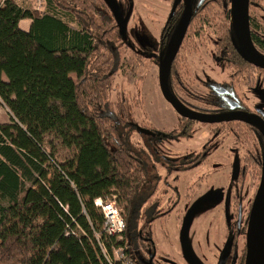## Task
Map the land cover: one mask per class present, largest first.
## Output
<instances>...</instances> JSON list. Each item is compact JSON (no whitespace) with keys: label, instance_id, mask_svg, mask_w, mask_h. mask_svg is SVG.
<instances>
[{"label":"trees","instance_id":"16d2710c","mask_svg":"<svg viewBox=\"0 0 264 264\" xmlns=\"http://www.w3.org/2000/svg\"><path fill=\"white\" fill-rule=\"evenodd\" d=\"M44 1L42 12L14 0L0 6V104L11 115L0 125V264H106L102 245L126 247L142 264L137 252L148 253L154 226L142 218L156 187L149 185L146 154L123 133L130 118L104 103L123 66L118 27L105 0ZM90 4L108 15L89 14ZM22 20H31L28 31ZM137 56L130 76L144 58ZM47 135L74 148L75 161L64 165L48 152L49 158ZM197 160L182 162L184 171ZM98 198L125 203L122 241L104 232Z\"/></svg>","mask_w":264,"mask_h":264},{"label":"rangeland","instance_id":"374dc122","mask_svg":"<svg viewBox=\"0 0 264 264\" xmlns=\"http://www.w3.org/2000/svg\"><path fill=\"white\" fill-rule=\"evenodd\" d=\"M14 1L24 10L40 12L45 10L44 0ZM135 1L136 5L141 9L140 1ZM155 1L158 5L160 3L163 4L160 7H167L166 9L159 7L161 15L158 12V15L143 16L141 11L133 12L127 30L129 39L127 40L133 43L137 50L145 53L144 58H142L144 62L140 64L138 71L130 76L132 61L138 56L127 45L122 44L118 40L124 56L123 66L113 80L108 97L104 98V103L111 111L120 114L123 118H130L129 127H124L123 133L129 137L130 142L140 154L143 152L147 156L143 157V159H146L147 162L149 185L152 186V190L156 187L153 191L154 197L149 200L148 205L156 200L165 204L170 195L173 199H176L177 195H174V192L181 193V201L177 210L170 217L154 223L153 240L148 253L146 255L140 251L137 253L142 264H189L180 246L182 244L181 230L183 221L188 217L186 213L190 207L195 206H192L194 197L199 194L201 188L204 191L207 187L208 189L204 195L196 200L194 216L188 229L190 251L198 264H232L233 262H229L230 259L226 256V249H221L222 245L228 246L230 242L225 230L224 210L222 209L225 205L226 197L230 194L233 197L235 194H232L233 188H229L231 184H228L229 181L226 177L230 173V169L218 171L223 166L231 167L233 154L228 150L231 148L228 145H233L232 136H228L225 140V145L219 148H217L218 138L215 139V136L212 135L214 126L195 124L189 132L190 136L192 135L191 138H180V140L175 142H160L147 136L153 135V130L163 133H180L183 126L181 118L174 113L175 111L161 93L159 65L152 58L156 54V39L158 40L159 38L163 25L162 21L166 19L169 12L168 3L171 0ZM3 2L5 0H0V6L4 4ZM124 13L127 15L130 13L128 6H126ZM260 13L256 11L258 16ZM60 16L73 27L79 28L78 24L72 22L67 16ZM151 18L160 19V23L150 22ZM220 19L225 23L223 16ZM30 23L32 22L22 20L20 27L28 28L31 25ZM213 31L214 29H211L208 37L203 40L215 39L216 37L212 36ZM212 50V43H201V40H199L194 43L192 49L186 48L179 53L178 59L174 63V68L178 72L180 82L186 88L182 91L176 81L174 87L183 101L192 105L200 104V97L204 96L198 92L204 93L205 91L200 87L196 77L197 75L201 77L203 71L208 72L213 77L215 76L218 80L223 78L224 73L220 72V67L212 64L210 60V56L213 53ZM195 94H198V98ZM240 98L249 104L254 102L253 96L248 94L244 88L241 89ZM6 114H8L7 110L4 111L0 108V118ZM44 142L45 150L52 153L62 164L66 165L75 161L74 153L76 150L74 148L68 149L52 135H47ZM250 144H255L253 136L250 137ZM205 147H209V155L198 169L183 172L181 168L179 172L175 171L174 168H170L165 161L180 160L189 154L197 155ZM240 151L243 153L242 150ZM112 168L113 166H111ZM257 184L258 182L255 179L248 178L246 187L249 189L250 196L252 194L254 196ZM117 205L125 215V203L117 202ZM142 220L145 221L144 215ZM143 226V222L139 223L140 228ZM117 241H122V237H118ZM240 244L242 246L243 242L241 241Z\"/></svg>","mask_w":264,"mask_h":264},{"label":"flooded vegetation","instance_id":"af4514ba","mask_svg":"<svg viewBox=\"0 0 264 264\" xmlns=\"http://www.w3.org/2000/svg\"><path fill=\"white\" fill-rule=\"evenodd\" d=\"M109 1L110 0H105L118 27V31L120 33L119 40L122 44L127 45V47H129L135 53L143 55L144 57L145 53H143V51L137 50L133 43L128 41L129 39L127 37V30L130 25L131 17L133 12L136 11H141L143 16H154L155 14L158 15L159 7L163 4L160 3L158 5L155 0H138V2L140 1V9L136 5L135 0H116L123 19L127 21L126 38H124L121 33L118 20L109 5ZM126 6H128L130 10L128 15L124 13ZM160 8L166 9L167 7ZM168 11L166 19L162 21L163 25L159 34V38L158 40L156 39V54L154 57H152L158 63V65L166 56L177 29L187 16L190 17L186 34L176 58L173 61L170 72L169 84L171 83L170 90L174 97L178 99L187 110L201 116L222 118L227 117L232 113H244L248 114L251 120L256 123L262 122V126H264V69L248 62L240 54L242 47L235 30V18L231 6V0H171V2L168 3ZM256 11L261 12L259 16L256 14ZM108 12L109 10L100 11L97 8L95 9L94 6L90 4L89 14L92 13L93 15L101 16L100 14L108 15ZM159 14L161 15L160 12ZM248 15L252 43L256 51L264 57V0H248ZM221 16L224 17L225 23L221 21ZM89 17L90 21H93V17L91 15H89ZM152 21L160 23V19L157 18H151L150 22ZM211 29H214L212 36H215L216 38H209V40L204 41L203 39L208 37L209 31H211ZM199 40H201V43H212L213 53L210 56V60L212 64L220 67V72L224 74L223 78L220 80L215 78V76L213 77L206 71L201 73L203 77L197 75L196 80L199 82L200 87H202V90L205 92H198L204 97H200L199 105H192L183 101L176 92L173 84L174 81H176L177 85L182 88V91L185 90L186 87L182 84V82H180L181 80L178 72L174 68V63L177 61L181 51L186 48L192 49L194 43L198 42ZM142 62H144V59ZM242 88H244L248 94L253 96V103L249 104L244 99L240 98ZM195 95H197L198 98V94ZM171 108L173 109L172 106ZM174 113L180 117L176 111ZM180 118L183 125L180 130L182 134H190L189 132L192 126L195 124L208 125L211 127L214 126L212 135L215 136V139L218 138L219 140L217 143V148L224 146L226 138H228V136H232L233 145H228V147H231L228 150L233 154L231 167L223 166V168L218 169V171L230 169V173L226 177L229 181L228 184H231L229 188H233L232 194H235L233 197L231 194L226 197V202L222 209L224 210L223 217L225 230L230 242L228 246L222 245L223 247L221 246V249H226V256L228 259H230L229 262L232 261V264H242V259L244 258L243 256L246 257V234L252 205L255 200L258 188L264 177V129H262L256 123L241 120L200 122L188 118ZM136 128H138V126ZM153 132V135L147 136L160 142H175L180 140V138L177 140L168 138L165 139L167 137L165 135L166 133L158 130H153ZM236 132L238 134L241 132V138L237 137ZM251 136H253L255 141V144L252 145L250 144ZM191 137L192 135L189 138ZM240 150H242L243 153ZM209 151V147H205L204 150L197 155L189 154L180 160L165 161L170 166V168H174L175 171L180 172V169L182 168L183 172H188L192 169L200 168L208 158ZM193 156L198 160L196 163L191 165H185V168L188 169H185L184 171L183 163H187L185 160L190 159ZM236 167L239 173L237 178L234 177ZM248 178L255 179L258 182L254 196L253 194L250 196L249 189L246 187ZM207 189L208 188L206 187V189L203 191V188H201L199 194L195 196L192 201V206H195L192 208L190 207L189 210L187 209L188 211L186 215L189 216L193 213L194 216V210L197 204L196 200L200 196L204 195ZM174 195H177L176 199H173L170 195L165 204L158 200L152 202L154 206L151 208V212L149 214H147V212L146 215L144 214L145 220L154 224L157 221L170 217L172 213L177 210V207L181 201L180 192H174ZM241 241L243 242L242 246L240 244ZM180 246L181 250H183L182 244ZM244 263L245 259L243 264Z\"/></svg>","mask_w":264,"mask_h":264},{"label":"water","instance_id":"95a60500","mask_svg":"<svg viewBox=\"0 0 264 264\" xmlns=\"http://www.w3.org/2000/svg\"><path fill=\"white\" fill-rule=\"evenodd\" d=\"M109 5L118 20L123 37L126 38L127 21L123 19V16L117 6L116 0H110ZM231 6L235 18V30L242 47V50L240 51L241 56H243L248 62L252 63L253 65L264 69V57L256 51L250 36L248 0H231ZM189 18L190 17L187 16L177 29V32L169 46L166 56L159 64V85L164 99L173 107V109L180 115V117L183 118H188L200 122H223L229 120H241L256 123L251 120L248 114L244 113H232L231 115L222 118H210L207 116H201L199 114L192 113L187 110L185 106L172 94L169 86L170 72L173 61L176 58V55L186 34V30L189 24ZM256 124L264 129V126H262V122ZM238 175L239 173L236 167L234 177L237 178ZM192 216L193 213L184 220L181 232V240L183 253L187 262L189 264H198L192 256L188 243V229L192 220ZM246 235V257L244 264H264V177L258 188L255 200L252 205Z\"/></svg>","mask_w":264,"mask_h":264},{"label":"built area","instance_id":"2783aa9c","mask_svg":"<svg viewBox=\"0 0 264 264\" xmlns=\"http://www.w3.org/2000/svg\"><path fill=\"white\" fill-rule=\"evenodd\" d=\"M50 157V154L47 152ZM54 159V158H52ZM58 161V159H57ZM60 162V161H58ZM53 163V160H52ZM95 207L104 216V232L111 237H120L126 230V218L122 209L117 205L114 199L98 198L95 200ZM102 252L105 258L106 264H136L129 258L126 247H115L108 250L102 245Z\"/></svg>","mask_w":264,"mask_h":264},{"label":"crops","instance_id":"0c3cea01","mask_svg":"<svg viewBox=\"0 0 264 264\" xmlns=\"http://www.w3.org/2000/svg\"><path fill=\"white\" fill-rule=\"evenodd\" d=\"M29 22L31 20H25V22ZM31 24V23H30ZM31 26V25H30ZM30 26L28 28H24L23 26L21 27L23 30L25 31H28L30 29ZM4 81H7L6 77L4 76ZM0 108L4 111L7 110L8 114L6 115H2L1 118H0V125H4V124H10L11 123V115H10V112L9 110L6 108V106L0 104Z\"/></svg>","mask_w":264,"mask_h":264}]
</instances>
